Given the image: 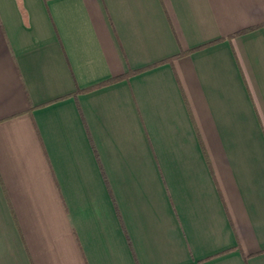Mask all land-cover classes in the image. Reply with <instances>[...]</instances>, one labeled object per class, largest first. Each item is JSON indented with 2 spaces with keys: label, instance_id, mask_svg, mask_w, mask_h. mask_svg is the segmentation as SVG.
Listing matches in <instances>:
<instances>
[{
  "label": "crops",
  "instance_id": "1",
  "mask_svg": "<svg viewBox=\"0 0 264 264\" xmlns=\"http://www.w3.org/2000/svg\"><path fill=\"white\" fill-rule=\"evenodd\" d=\"M0 264H264V0H0Z\"/></svg>",
  "mask_w": 264,
  "mask_h": 264
},
{
  "label": "trees",
  "instance_id": "2",
  "mask_svg": "<svg viewBox=\"0 0 264 264\" xmlns=\"http://www.w3.org/2000/svg\"><path fill=\"white\" fill-rule=\"evenodd\" d=\"M185 51H183V52H181V53H184ZM180 53V54H181ZM134 71H136V70H132V71H129L130 73L131 72H134ZM124 75H126V74H124ZM124 75H122V76H124ZM120 76H118V77H114V78H112V79H108V80H105V81H102V82H100V83H98V84H96V85H100V84H104V83H106V82H109V81H111V80H114V79H116V78H119ZM86 89H88V88H80V89H77V91H82V90H86ZM76 91V92H77ZM94 146V145H93ZM103 172V171H102ZM103 174H104V172H103ZM104 179H105V181L107 182V180H106V177H105V175H104ZM110 192H111V190H110ZM112 195V194H111ZM112 198H113V201H114V203H115V200H114V197H113V195H112ZM116 210H117V213H118V215H119V211H118V209L116 208Z\"/></svg>",
  "mask_w": 264,
  "mask_h": 264
}]
</instances>
